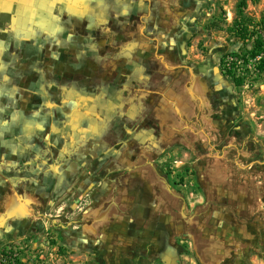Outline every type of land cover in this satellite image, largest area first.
Wrapping results in <instances>:
<instances>
[{"label":"rangeland","instance_id":"1","mask_svg":"<svg viewBox=\"0 0 264 264\" xmlns=\"http://www.w3.org/2000/svg\"><path fill=\"white\" fill-rule=\"evenodd\" d=\"M86 1L69 23L57 8L59 23L46 37L39 28L33 34V19L22 21L30 16L19 5L11 22H0V90L15 100L16 117L5 128L0 122V264H8L3 254L57 264L59 233L135 156L159 161L155 171L189 211L215 200L218 163L248 195L261 193L264 207V75L254 72L253 42L232 33L240 8L264 20V0ZM232 54L251 76L242 87L223 73ZM198 93L199 108L179 107L177 96ZM203 217L216 218L215 210ZM225 228L241 246L240 264L254 255L264 264V222L256 235L250 222Z\"/></svg>","mask_w":264,"mask_h":264},{"label":"crops","instance_id":"2","mask_svg":"<svg viewBox=\"0 0 264 264\" xmlns=\"http://www.w3.org/2000/svg\"><path fill=\"white\" fill-rule=\"evenodd\" d=\"M195 85L199 91V84ZM177 100L180 108L190 102L199 108V93L179 95ZM197 156L195 165L199 166V150ZM158 162L135 156L122 164L123 172L107 177L106 182L113 185L85 207L80 221L69 223L59 233L56 247L64 250L53 249L57 264H240L241 246L224 237L225 224L250 222L258 234L264 222L262 194L248 195L218 163L217 173L210 175V194L215 200L189 211L176 205L180 197L168 179L155 171ZM141 167L147 172H141ZM247 181L255 188L262 185L261 178ZM206 195L210 197L209 191ZM249 196L253 205L248 204ZM210 210H215L216 218L209 221L203 215ZM242 214L248 216L242 218ZM251 262L262 264L261 255H254Z\"/></svg>","mask_w":264,"mask_h":264},{"label":"flooded vegetation","instance_id":"3","mask_svg":"<svg viewBox=\"0 0 264 264\" xmlns=\"http://www.w3.org/2000/svg\"><path fill=\"white\" fill-rule=\"evenodd\" d=\"M0 2H3L2 6L0 4V22L3 21L5 22V19L11 22L12 18H15V11L16 7L21 6V9L24 11V15L29 14L30 17H24L26 20L22 21H28L29 20H34L33 23H30L32 27L35 29L32 31L33 34L37 33L39 31L43 35V37L49 36L50 33H53L51 31L52 29H48L50 26L53 24H58L59 19H56L55 17L58 16V13L54 12L57 10V8L61 7V9L65 12L63 13V18H65L64 21L69 23V16H73L71 13V9H79L80 7H83L85 4H87L86 0H81L79 5H74L75 2H72L70 0H39L38 7L35 5V2L33 0H0ZM16 2V3H15ZM70 6V7H68ZM4 7V9H3ZM63 7V8H62ZM38 8V9H37ZM46 10L47 13L42 14V15H37L36 13L40 10ZM59 11V10H58ZM6 12V13H5ZM67 12V13H66ZM69 13V14H68ZM4 18V19H3ZM23 18V17H21ZM75 18V17H74ZM77 18H75L76 20ZM31 22V21H30ZM39 28V29H38ZM47 28V29H46ZM55 32V31H54ZM1 54V53H0ZM3 54V53H2ZM1 56V55H0ZM17 75V74H16ZM7 94L5 91L0 90V112L4 113V115L0 118V122L2 124V128H5L6 124H10V121L16 120V117L14 115L15 110L13 109V105L15 100L12 99V97L8 98ZM18 108V107H17ZM14 110V113L12 112ZM1 116V115H0ZM7 117V120H2V118ZM33 121L35 118H30ZM4 131L6 129H1V131ZM0 139H2V135L0 134Z\"/></svg>","mask_w":264,"mask_h":264},{"label":"trees","instance_id":"4","mask_svg":"<svg viewBox=\"0 0 264 264\" xmlns=\"http://www.w3.org/2000/svg\"><path fill=\"white\" fill-rule=\"evenodd\" d=\"M215 28L218 30L222 29L220 25H216ZM262 32H264V20L256 21V19H254L253 17L246 15L240 8L238 14L234 19L232 33L243 44H246L249 41L253 42V49L249 52V54L251 59L257 60V63L254 67V72L256 75H264V57L261 56V53L264 50V40ZM231 56L234 62L230 67L225 66L223 69V73L233 81L235 86L242 87L247 81L250 80L251 76L245 75L238 66V62L241 61V59H239V55L232 54ZM226 58H228V55L222 57L221 64H224ZM2 199L3 197L1 196L0 202L2 201ZM59 250L61 253H63L64 249L60 248ZM4 257L6 258L5 260L8 261V264H11L12 262H14L15 264H24L18 258L10 260L7 254H3V259Z\"/></svg>","mask_w":264,"mask_h":264}]
</instances>
